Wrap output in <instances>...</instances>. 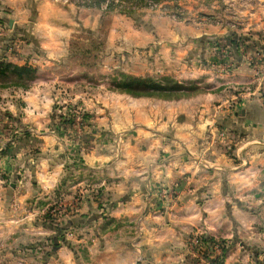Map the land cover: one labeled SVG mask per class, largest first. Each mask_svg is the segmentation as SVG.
Masks as SVG:
<instances>
[{"label": "crops", "instance_id": "1", "mask_svg": "<svg viewBox=\"0 0 264 264\" xmlns=\"http://www.w3.org/2000/svg\"><path fill=\"white\" fill-rule=\"evenodd\" d=\"M110 14L107 42L112 48L131 50L143 44L145 37L130 17ZM191 14L206 15L193 23L151 13L147 44L161 45L160 51L171 45L170 51L176 53L182 46L192 58L184 61L172 52L171 59L166 55L159 59L155 54L137 69L146 68L160 82L172 72L176 82L204 81L211 86L195 53L201 55L205 38L233 31L205 21L212 14L230 18L229 25L240 21L236 32L247 34L264 24V0H224ZM100 16L76 0H0V19L12 21L11 26L0 22V57L4 38L23 35L25 54L15 52L9 60L36 70L28 87L0 82V98L6 102L0 103V264H212L211 259L184 257L191 232L238 244L236 250L231 245L221 264H264V217L240 199L260 186L258 164L263 161L238 156L245 164L217 165L220 152L212 151L205 158L196 150L195 136L205 125L189 119L186 105L196 102L205 107L211 93L201 89L176 99L132 96L134 108L147 100V114H130L133 109H127L124 119L104 104L99 115L90 111L98 128L93 130L89 150H79L69 137L49 129L52 99L58 96L42 86L60 79L58 64L67 58L71 38L80 26L99 25ZM110 81L116 84L111 77ZM105 88L103 96L122 98L113 87ZM142 141H147L145 146ZM68 164L72 176L67 175ZM169 186L177 194L160 203L157 188ZM58 200L66 211L53 224L67 223L78 232L51 249L49 238L55 231L49 228L46 214ZM257 225L259 231L253 232Z\"/></svg>", "mask_w": 264, "mask_h": 264}, {"label": "rangeland", "instance_id": "2", "mask_svg": "<svg viewBox=\"0 0 264 264\" xmlns=\"http://www.w3.org/2000/svg\"><path fill=\"white\" fill-rule=\"evenodd\" d=\"M76 2L83 8L89 9V13L100 14L101 23L93 27H79V31L70 40L67 58L64 63L58 64V70H61L60 79H57L56 83L52 81L49 83L48 81L45 85L43 84L42 88L51 90L58 96L56 100L54 97L52 99L51 111L48 115L49 129L61 136L69 137L78 145L79 150H89L92 147L93 130L98 128L90 111L99 115V109L102 106L105 107V104L107 109L115 108L118 110L117 115L120 119L127 117V109H133L130 114L133 112L147 114V100L138 103L134 108L131 105V99H129L132 95L117 85H120L122 81L130 82L137 78H155L154 75L149 74L146 68L137 69L138 66L146 65L150 56L151 58L159 56V59H163V55H166L167 59H171L173 52L170 51L171 45L166 46V50L160 51L161 45L147 44V34L151 35L148 33L150 28L148 25L153 23L149 15L157 12L175 22L186 20V22L197 23L201 17L205 18L206 14L200 15V17L191 13L199 9L205 10L210 3L221 2L223 4L224 0H76ZM217 11L222 13L223 9L218 8ZM111 12L130 17V23L134 22L137 29L145 37L142 38L143 44H139L131 50H121L125 46L112 48V45L107 42L109 26L112 23ZM208 20L205 22L218 27L226 26L233 32L230 35H212L205 38V47L201 55L199 56L198 50L195 53V61L198 67L204 70L202 73L205 74L202 75H206L209 80L211 79V86H208L204 81L185 84L177 82L182 86L191 87V85H195L213 95L210 103L205 107L197 106L196 102H188L186 105L190 111L189 119L202 120L205 125L202 131L199 130V134L195 136V140L198 142L195 143L196 150L200 151L199 155L204 157L210 155L212 151L220 152L216 160L217 165H222L224 161H227V165L235 166L239 163L242 164L244 158L250 161H259V163L263 161L262 164H258V174L260 179H263L260 186L258 189L250 190L249 193L240 196V199L244 201L245 207L252 208L251 212L254 214L261 213L264 217V24L256 26V30L250 29L247 34H242L243 32H236L240 21H237L236 25H229L230 18L225 20L222 16L213 17V14L209 16ZM2 24L8 25L9 22L3 21ZM10 37L13 38L10 43H4L6 38L2 41L3 53L5 56H9L2 60L13 63L9 60L13 53L25 54L24 50L26 51L27 47L24 45V40L26 38L23 35ZM153 39H158V36L153 35ZM118 40L116 39V41ZM180 48L179 53L173 52L174 56L180 55L184 61L192 58L193 55L185 53L186 51L183 50L182 46ZM173 70H177V68ZM35 71L34 69L33 78L36 74ZM46 75L47 73L43 76ZM172 75L170 72L167 76L168 79L174 78ZM7 76L8 82L17 79L14 72H8ZM110 77L115 80L116 84L110 81ZM33 78L27 81L28 86ZM101 78H106V80L99 81L98 79ZM44 81L41 80L45 83ZM0 82L6 83L3 77ZM162 82L166 83V80L164 79ZM105 87H113L114 91L122 95V98L111 99L110 95L103 96ZM193 92L195 94V91ZM133 98L135 97L133 96ZM1 102L6 104L0 98ZM202 109L204 110L203 113L200 111ZM243 110L248 111L246 116L243 115ZM107 139L109 141L110 135L107 136ZM253 140H255V144ZM117 141L114 143L116 146L113 145L114 151L117 150ZM142 142L145 146L144 143L147 141ZM238 156L242 160L237 159ZM198 158L200 157L198 156ZM70 165L68 164L67 167L69 168L66 169L68 176H72L74 171ZM145 171L147 173V165ZM157 189L156 197L160 203L177 194L175 187ZM93 195L96 197V194ZM53 204L49 213L52 214L53 220H57L62 214L55 215L51 212ZM252 231L258 232V225ZM76 232L78 229L71 227L64 232V236L65 238L72 237L76 235ZM192 237H196L201 245L195 247L193 252L189 251L188 245ZM219 244L222 246H220L221 252L216 256L213 246H219ZM231 245L235 246L233 249H238L237 243L231 244L229 242L228 244L222 238L209 237L201 232H191L186 239L183 255L184 257L194 256L200 261H203V258L211 259L212 264H221L222 257L226 256ZM256 247L257 244L252 248L255 249Z\"/></svg>", "mask_w": 264, "mask_h": 264}, {"label": "trees", "instance_id": "3", "mask_svg": "<svg viewBox=\"0 0 264 264\" xmlns=\"http://www.w3.org/2000/svg\"><path fill=\"white\" fill-rule=\"evenodd\" d=\"M0 22H3L0 19ZM12 37H7L4 40L5 44H8L12 41ZM2 50V56L0 57V79L3 77L7 84H16L17 86L27 87V81L33 78L34 68H32L28 64L23 65H16L14 63L8 62L4 59L5 54ZM14 72L16 74V80L8 82L7 73ZM7 76V77H6ZM166 83L157 81L154 78L147 77V78H137L130 82L122 81L118 87H121L124 91L134 97H147V96H155L160 98H167V99H176L183 96H190L195 93L199 92L201 89L195 85L189 86H182L178 84L173 79L166 78ZM125 82V83H124ZM2 84V85H3ZM139 86V87H138ZM264 95V94H263ZM46 220H48V226L52 230L55 231V236L49 238L50 240V247L54 249L60 245L61 242H65L64 232L68 230L70 224H53V216L52 214H46ZM210 239V238H209Z\"/></svg>", "mask_w": 264, "mask_h": 264}, {"label": "built area", "instance_id": "4", "mask_svg": "<svg viewBox=\"0 0 264 264\" xmlns=\"http://www.w3.org/2000/svg\"><path fill=\"white\" fill-rule=\"evenodd\" d=\"M54 1H56V2H63L64 3V2H67L68 0H54ZM0 26H2L1 23H0ZM65 211H66V208H65L64 202L62 200H59L58 202H56L55 204H53V207H52V211L51 212L53 214H55V215H59V214H63ZM69 235H71V233H69ZM188 245H189V248H190L189 251H192V252L195 250V247H200L201 246L200 243H199V241H198V239L196 237H192V239L190 240V242L188 243ZM220 246H221V244H219V246L218 245H214L213 246L214 250L216 251V256L218 254H220V252H221Z\"/></svg>", "mask_w": 264, "mask_h": 264}, {"label": "water", "instance_id": "5", "mask_svg": "<svg viewBox=\"0 0 264 264\" xmlns=\"http://www.w3.org/2000/svg\"><path fill=\"white\" fill-rule=\"evenodd\" d=\"M12 25V21L11 20H9V26H11Z\"/></svg>", "mask_w": 264, "mask_h": 264}]
</instances>
